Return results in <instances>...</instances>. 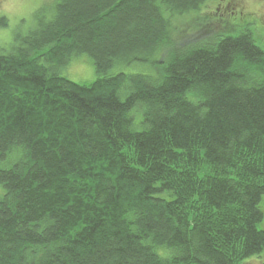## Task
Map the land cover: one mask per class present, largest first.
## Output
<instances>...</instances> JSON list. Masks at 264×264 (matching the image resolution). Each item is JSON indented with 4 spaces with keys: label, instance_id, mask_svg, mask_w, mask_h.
Segmentation results:
<instances>
[{
    "label": "trees",
    "instance_id": "16d2710c",
    "mask_svg": "<svg viewBox=\"0 0 264 264\" xmlns=\"http://www.w3.org/2000/svg\"><path fill=\"white\" fill-rule=\"evenodd\" d=\"M209 1L53 0L0 43V264L264 253V48L250 25L181 43ZM79 55L90 83L61 72Z\"/></svg>",
    "mask_w": 264,
    "mask_h": 264
},
{
    "label": "rangeland",
    "instance_id": "374dc122",
    "mask_svg": "<svg viewBox=\"0 0 264 264\" xmlns=\"http://www.w3.org/2000/svg\"><path fill=\"white\" fill-rule=\"evenodd\" d=\"M52 1L0 0V16L8 19V27L0 28V43H3L7 49L13 46L16 35H25L34 27L35 12L42 7L49 11ZM245 25L252 27L257 44L264 48V0L209 1L199 13L182 19L177 24L175 32L181 43L186 45L200 39H210L219 33L237 34ZM126 70L149 72L150 68L143 64ZM61 72L79 83H90L96 78L92 61L87 55L73 57ZM2 192L0 186V194ZM262 263H264V253L249 257L242 264Z\"/></svg>",
    "mask_w": 264,
    "mask_h": 264
},
{
    "label": "water",
    "instance_id": "95a60500",
    "mask_svg": "<svg viewBox=\"0 0 264 264\" xmlns=\"http://www.w3.org/2000/svg\"><path fill=\"white\" fill-rule=\"evenodd\" d=\"M262 264H264V263H262Z\"/></svg>",
    "mask_w": 264,
    "mask_h": 264
}]
</instances>
